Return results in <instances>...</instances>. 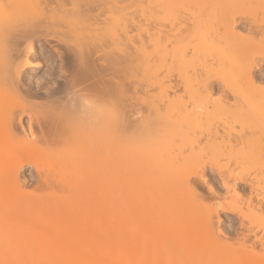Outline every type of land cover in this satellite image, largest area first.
Wrapping results in <instances>:
<instances>
[{
  "label": "rangeland",
  "instance_id": "rangeland-1",
  "mask_svg": "<svg viewBox=\"0 0 264 264\" xmlns=\"http://www.w3.org/2000/svg\"><path fill=\"white\" fill-rule=\"evenodd\" d=\"M123 4L126 7L123 11L124 21L126 19L133 25L124 34L126 39L128 38L126 40L124 37L126 53L137 56L133 57L127 53L132 57L128 60L131 63L125 62L126 66L131 65L125 67L128 68L125 72L131 73L132 76L129 77L132 80L128 78L126 83L128 80L131 81L133 84L128 81L130 84L127 85L130 89L134 86L137 89L130 91L126 86L127 91L131 92V97H128L129 100L124 98L122 102L131 104L133 100L136 102L143 100L142 104L133 102L132 108L137 111V107L141 105L144 112L148 110L151 112H148V115L145 113L144 116V112L140 113L142 109L138 108L141 109L138 111L139 114H134L136 118L134 121L138 124L136 126L131 123V127L129 124L127 127V123L124 122L126 126H117L109 116L107 122L110 130L105 136L104 144L99 147L95 145L81 151H76L78 148L74 147L64 152L54 149L27 150L26 161L16 176L25 183L23 186L19 185L25 195L0 198V264H223L222 256L225 255L234 258L233 264H264V247H259V243L253 248L246 246L247 249H243L240 244L241 247L238 244H231V247L221 249L222 245L218 246L215 236L213 237L215 234H212L217 232L215 230L223 228L230 232L237 230L240 236L243 233H251L262 238L264 216L255 217L253 213L222 210H219V213H186L185 208L188 206L195 210L198 208L199 197L189 193H178L188 178L194 180L199 191L208 197L213 196L208 190L209 185L222 197H230L237 189L243 196L248 197L251 196V191L245 180L255 182L256 179L251 176L254 173L252 171L264 170L263 159L249 161L240 158L234 151L231 153L232 149H228L229 146L226 149L224 145L222 147L223 143L212 144L209 140L214 130L220 134L226 131L231 136H236V133L244 132V128L246 130V125L243 128L246 121L253 123L264 119V94L251 93V88H247L248 84L243 81L240 83L247 57L255 55L253 59H260V56L261 58L264 56V36H261L262 46L261 42L255 44L247 36L248 40H242L241 37L235 38L234 35L227 33V29L225 31V24L228 21L226 18L232 6V9L239 11H236L237 16L235 15L237 30L250 20L255 21L260 28L263 27L264 31V0H124ZM179 16L188 19L181 22L178 20ZM199 16L204 22L200 23V19H197ZM177 17L179 18L176 19ZM220 17L224 21H221ZM196 20H199V23L198 27H195L200 31L197 28L193 30L195 27L192 23ZM154 21L156 27L167 29L169 40L164 38L159 40L160 42L151 40L158 28L152 26ZM150 23L152 25H148ZM183 24L190 25L192 33L186 28L190 34L184 32L185 39L183 37L179 40L182 35H179L177 30L179 28L182 30L185 27ZM110 26L113 28L112 24ZM221 31H224L223 34ZM195 33L198 35L195 36ZM226 36L231 37L228 39ZM49 38L51 45L54 44L53 46L59 50L60 47L54 38L47 37ZM207 40L212 41L208 43ZM144 41L147 52L142 54L136 49ZM240 49L242 52L245 51L246 60L238 53ZM37 51L32 59L35 63H41V66L33 74L40 76L52 61H45L44 56L47 54L41 53V50ZM260 65L259 76L264 77V61L260 62ZM209 76L212 77L210 79L212 82L207 83L203 79L210 78ZM1 84L0 87L3 85ZM170 85L175 86L174 90L173 87L167 88ZM206 85H210L209 94L204 89ZM232 89L236 90V93ZM164 91H167L165 93L168 99L166 96L163 97ZM125 95L127 96V93ZM219 96L226 100V109L217 105L216 100ZM245 96H248L246 97L248 100ZM130 100L131 103L128 102ZM9 109L11 110L10 107L7 111L5 109L7 117ZM17 113L18 111L12 115L17 117L15 116ZM28 113L22 115L27 133L19 131L25 135L21 133L16 137L10 136L15 141L28 134L30 116ZM29 136L25 138L31 140L34 137ZM10 137L7 140H10ZM199 146L201 153L198 151ZM195 150L199 153L197 154ZM193 151L197 157L191 162L184 163L181 157L188 153L190 156ZM203 165L205 182L195 176L202 170ZM241 166L245 170L247 168L249 177L247 174L243 181L234 180L229 173L240 171ZM217 168L221 169L218 171H221L222 175ZM11 170L5 166L0 167V188L6 187L12 192L18 188L16 183L20 182L18 180L13 182L16 174L14 172L12 174ZM99 172L106 175L104 183L94 180ZM224 180L236 182L237 188L225 186ZM260 193L259 197L263 196V193ZM262 239L264 241V237Z\"/></svg>",
  "mask_w": 264,
  "mask_h": 264
},
{
  "label": "bare ground",
  "instance_id": "bare-ground-1",
  "mask_svg": "<svg viewBox=\"0 0 264 264\" xmlns=\"http://www.w3.org/2000/svg\"><path fill=\"white\" fill-rule=\"evenodd\" d=\"M123 3H124V0H0V84L1 83L3 84V85L1 84L2 86L0 87V167L5 166V167H8L10 170L11 169L15 170L13 172L16 174L15 175L16 179H12L13 182H14V180L15 181L18 180V178L16 176L19 175L18 174L19 171L21 172L20 168L23 166V164L26 161V159H25L26 152L30 151L29 149H32L34 151L35 150L45 151L47 149H49V150L54 149V150H58L60 152H64V150L69 149V148H74V147L78 148L76 151H78V150L81 151V150L88 149L89 147H94L95 145L98 147L102 146L105 142V138H106L105 136H106L107 132L110 130L108 122H107V118L109 116L113 119L112 121H114L117 124V126L125 125V124H123V122L127 123L126 124L127 127H128V124H129V127H131V123H133L132 125L137 126L138 122L135 123L134 120H136V118L134 116L138 113L139 110L142 109L141 105H139V107H137V111H136L135 108H132V107H134V105H132V104H133V102H136V100L135 101L133 100L132 103H131L132 100L128 101L131 104H125V102H122L124 98H125V100H129L128 97H131L130 96L131 92L129 93V91H127L128 87H129L127 85V83H129L131 81L128 80L129 82L127 81V83H126V80L128 78L130 79L131 77H129V76H132V75H130L131 74L130 72H129L130 74L126 73L128 71L127 70L128 68H125V67H127L130 64H127V66H126L125 62L131 63L128 61L130 59V57H132L133 55L136 56L135 54L127 52V53L132 55L129 57L127 55L126 49H125L126 45H125V41H124V37H125L124 34H126L125 32L127 31V29L131 28V26H133V25H131L129 23V21L127 22L126 19L124 21V18H123L124 12L123 11L125 10L126 7ZM220 5H222V4H220ZM235 7H237V5H235ZM232 8H233V6H232ZM232 8L228 12V17L226 18L228 21L226 20L227 22L225 24V26H226L225 31L227 29V31H226L227 33L231 34L232 36L234 35L235 38L241 37L242 40L247 39L246 38V36H247V37H249V39H251L250 41L255 42V44H257L258 42H261V41L263 42V38H262L264 36V31L262 30L263 27L261 26L262 28H260V25L258 26L257 23H254L255 21L250 22V20H249L245 24L241 25L240 30H237L236 11H238V10L235 11V9H232ZM226 15H227V13H226ZM214 16H216V15H214ZM179 17H177L176 19H178ZM222 17H224V16H222ZM222 17H220V20L224 21ZM209 18H211V17L209 16ZM187 19L188 18H186V20ZM197 19H200V23H201V21L204 22L203 19L201 20L200 16ZM211 19H213V18H211ZM178 20H181V22H183L185 20V18L181 16L180 19H178ZM207 21H208V19H207ZM215 21H216V19H215ZM126 22L128 24H126ZM176 22H177V20H176ZM178 22L180 23V21H178ZM197 23H199V20L194 21L192 24H194L193 26L195 27L198 25ZM205 23H207V22H205ZM106 24H108V26ZM110 24L113 25L112 26L113 28H111ZM184 24H186V23H184ZM148 25H152V23H150ZM201 25L202 24H200V26ZM142 26H143V24H142ZM152 26L156 27L155 21H154V24ZM184 26L185 27L182 30L179 27H178L179 29L177 28L178 34L182 35L181 37H179V40H182L181 38H183V37H184L183 39H185V36H183V33L187 32L186 30L190 29L189 28L190 25H188V26L184 25ZM197 27H195L193 30H195ZM212 27L213 26H211V28ZM132 28H134V27H132ZM137 28H138V26H137ZM168 28H170V27H168ZM186 28H189V29H186ZM199 28L201 29V27H199ZM153 30H154V28H153ZM197 30H198V28H197ZM209 30L211 31V29H209ZM189 31L192 33L191 29ZM198 31H200V30H198ZM204 32H205V30H204ZM223 32H222V34H223ZM168 33L169 32L167 31V29H161L160 27H158L157 31L156 32L154 31V36L152 34L153 38L151 40H158L159 41V40H162L163 38L169 40L170 38L168 39V36H169ZM187 33H189V32H187ZM207 33H208V31H207ZM207 33H206V35H207ZM203 34H205V33H203ZM194 35L196 36L198 34L195 33ZM224 35H223V38H224ZM208 36H209V34H208ZM47 37H53L54 40L56 41V43L59 45L60 49L57 50L58 47L56 49V46H53L54 44L51 45L50 38L47 39ZM201 37L202 36L200 35V38ZM230 37L231 36H229L227 38L229 39ZM125 39H126V37H125ZM196 40H198V39H196ZM207 41L209 43V41H212V40H207ZM128 42H130V41H128ZM128 42L126 44H128ZM139 42L141 43L140 40H139ZM240 42L242 43V41H240ZM262 42H261V45H262ZM144 43H145V41L142 43V45L141 44L139 45L138 49H136V50L141 51L142 54H145L147 52V51H145L147 47H145ZM228 44H230V43H228ZM258 44H260V43H258ZM193 45H195V44H193ZM211 45H212V43H211ZM231 46H232V44H231ZM258 46H260V45H258ZM228 47H229V45H228ZM215 48H216V46H215ZM238 48H240V47H238ZM196 49H198V47ZM37 50H39V52L41 50V53L43 52L44 54H47L46 57L44 56L45 61H52L49 65L47 64L48 65L47 69L40 76H36L33 74V72L36 71L41 66V63H35L33 61V59H34L33 57L38 52ZM133 50H135V49H133ZM194 50H195V48H194ZM208 50H210V49H208ZM221 50H222V48H221ZM240 51L242 52V50L240 49L238 53H240V56L243 55L244 59L246 60L247 56H245V54H246V53H244L245 51H243L242 53ZM246 51H248V50H246ZM217 56H219V55H217ZM254 56L252 55V57H250V56L247 57V60H246L247 64L245 66L241 64L242 66L245 67V69L243 68L244 69V72H242L243 74L242 73L239 74V76H241V74H242V77L241 78L239 77L240 83L243 81V82H245V84H248L247 88L248 87H249L248 89L251 88V90H250V92L252 91L251 93L254 92V94L263 95L264 94V77L259 76L260 75L259 71H260V68L262 65V64L260 65V62L264 61L263 60L264 56L262 57L263 59L261 58V56H260V59L256 58L257 60L253 59ZM248 59H249V61H248ZM215 61H216V59H215ZM197 62H198V60H197ZM202 62H203V60H202ZM141 63H142V61H141ZM227 65H228V63H227ZM229 65H230V63H229ZM145 66H146V63H145ZM220 66H219V68H220ZM222 66H223V64H222ZM143 67H144V65H143ZM214 68H216V67H214ZM226 69H228V68H226ZM231 69H233V68H231ZM134 71H135V69H134ZM210 71H212V70L210 69ZM217 75H216V77L218 78ZM211 78L212 77L207 78L209 80H207V79H203V80L206 81L207 83H210ZM130 80H132V79H130ZM216 80H218V79H216ZM234 81H235V79H234ZM238 82H239V80H238ZM131 84H133V83L131 82ZM126 86H128V87H126ZM195 86H197V85H195ZM209 86L206 85V88H204V89H206L205 91L208 94L210 93V87ZM172 87L170 85L167 88L168 89L172 88L174 90L175 86H172ZM239 87H238V89L240 90ZM164 88H166V87L164 86ZM129 89H130V87H129ZM136 89L137 88H135V86H134V87H132V89H130V91L136 90ZM138 89H140V87H138ZM238 89H237V92H238ZM165 90H167V89H165ZM233 91H232V93H233ZM133 92L135 93V91H133ZM165 92H167V91H164V95H163L164 98L166 96ZM206 92H205V94H207ZM248 92H249V90H248ZM126 93H127V96L125 95ZM238 93L240 95V92H238ZM123 96H126V97H123ZM241 97H242V94H241ZM246 97L248 98V96H245V99H246ZM216 98H218V97H216ZM32 99H34V100L31 101ZM131 99H133V98H131ZM134 99H137V97H134ZM167 99H168V97H167ZM179 100H180V98H179ZM217 100H216V102H218L217 105L219 107H221L222 109L227 108L226 100H224L223 97L219 96V98ZM246 100H248V99H246ZM139 101H140V97H139ZM170 101H174V100H170ZM136 103L142 104L143 100H141L140 102L137 101ZM164 103H166V102L164 101ZM162 104H163V102H162ZM214 105L216 108V104H214ZM156 106H157V104H156ZM9 107L11 108V110L10 109L8 110L9 114H6V115H8V117H7V116H5V112L7 111V109ZM138 108H141V109L138 110ZM162 108H163V105H162ZM221 108H219V109H221ZM5 109H6V111H5ZM13 109H15L14 111H16V110L18 111L17 115L15 114V116H17V117H14V115H12V114L17 112V111L12 112ZM143 112L144 111L142 109L140 111V113L142 114ZM148 112H151V111L148 110L147 112H144V116H145V113H146V115H148L149 114ZM179 112H181V111H179ZM196 112H197V110H196ZM24 113H28L30 115L29 120H28V125H27L28 130H29V131L27 130L28 131L27 136H29V134H32L29 137L30 138H31V136H34V137L31 138V140H30V139H26L25 137H27V136H25L23 138L16 139V141H17L16 142L13 139L14 136L16 137L17 134L20 135L21 133H22L21 135H25V133H27L25 131L26 130L25 125L23 124V120H22V115H24ZM141 116H143V115H141ZM148 117H150V116H148ZM131 118H135V119H131ZM240 119L241 118H239V120ZM140 122H142V121H140ZM121 123H122V125H120ZM116 124H115V126H116ZM179 124H181V123H179ZM211 124H213V123L211 122ZM243 125H241V126H243V128L246 125V130L244 128V132H239L238 134L236 133V136H231L226 131H224V133L221 132V134H220L217 132V130H214L213 133H211L210 137H209V135H210V133H209V135H208L209 140H211L210 142L212 144L215 143L218 145L219 143H221V144L223 143L222 147L224 145V147L226 149L229 146L230 148H228V149H232L231 153H233L232 151H234V153L235 154L237 153L238 156H240V158L243 157L249 161H254V160L257 161L258 159L264 160V119L257 121V122H253V123L246 121V123ZM115 126H114V128H115ZM111 128L114 129L113 127H111ZM117 128L118 127H116V129ZM17 131L18 132L23 131L25 133L24 134H23V132L18 133ZM242 131H243V129H242ZM245 131H247V132H245ZM10 136H13V137H10ZM8 137H10L11 141L7 140V139H9ZM70 141H73V142H70ZM75 141H77V142H75ZM199 147H200V149H198V151L200 152L201 146H199ZM195 151H196V153L198 152L197 150H195ZM195 151H193L194 152L193 154L190 153V156H188L189 155V153H188L187 155H184V157H181L182 161L184 163H188V162H191L193 158L195 159L197 157L195 155H197L199 153L198 152L196 154ZM204 151H205V149H204ZM213 152H215V151H213ZM229 154H230V152H229ZM237 161H239V160H237ZM180 162H181V160H180ZM246 162H248V161H246ZM258 162L261 163V161H258ZM211 166H213V165H211ZM218 169H220V168H217V171H218ZM241 169H240V171L237 170L236 173L233 171H230L229 176L232 177L234 180L239 179V180L243 181L244 179L247 178L245 176H247L248 170H247V168H246L247 171L244 168H243V170H241ZM250 169H252V168H250ZM244 171L247 173H245ZM255 171H252L254 173H252L250 171L252 173L251 176L254 179H256L255 182L254 181L252 182L251 180H249V181L245 180V183H247V186H249L248 188H250V191H251V196H248V197L243 196V194L240 191H237L238 189L235 190L230 197H222L221 195L216 193V191L214 190V188L212 186L209 185L208 190L213 194V196H211L212 197L211 198V197H208L206 195H203L199 191V189L197 187L198 186L197 183L193 182L194 180L192 181L191 179H188L186 177L187 180L185 179L186 181H185L181 191L180 192L178 191V193L182 194V192H183V193H189V194L198 196L200 201H197V202H199L200 204L198 203L199 206L196 210L190 206L186 207L185 212L186 213H219V210H222V211H231L234 213H253L255 217H261V216L263 217L264 216V170L261 169V171L260 170L257 172H255ZM13 172L11 170L12 174H14ZM204 172H205V166L202 167V170H200L197 173V175H195V176H196V178H198V177L202 178V181L205 182L206 179L204 177ZM219 174L222 175L221 171L219 172ZM244 174H246V175H244ZM18 177H20V176H18ZM248 177H249V174H248ZM23 179L24 178H22V180ZM105 179H106L105 173L99 172L98 175H95L94 180L97 182L100 181L101 183H104ZM18 181L20 183L19 184L16 183V186H18V188L15 191H12L13 194L6 187L0 188V198H5V197L10 196V195H12V196L13 195L22 196L23 194L25 195V192L21 189L22 187H20V186H23V184H25V183H22L20 178ZM2 184H4V183L2 182ZM223 184L227 187L236 186V182H230L229 180H224ZM237 186H236V188H237ZM260 192L263 193V196L259 197ZM252 195H254V196H252ZM12 196H10V197H12ZM180 196H182V195H180ZM197 202H196V204H197ZM221 223H220V225H221ZM215 231H217V232L216 233L213 232L212 234H215V235H213V237L215 236L214 238H216L217 244H219L218 246L221 247V245H222L221 249L223 247L227 248L231 244L232 245L238 244V246L241 245L242 247H244L243 249H245L246 246H251L252 248L256 247V245L258 243L260 244L259 247H264L263 246L264 241L262 239L264 236L261 238V237L254 235V234H251V233H246V234L243 233L240 236V234L238 235L237 230L234 232H230V231H227L223 228L215 230ZM218 240H220L221 243ZM251 247H250V249H251ZM259 249L262 250L261 248H259ZM25 255H26V253H25ZM263 259H264V257H263ZM233 261H235L234 258L230 257L229 255L222 256L223 264H233L232 263Z\"/></svg>",
  "mask_w": 264,
  "mask_h": 264
}]
</instances>
